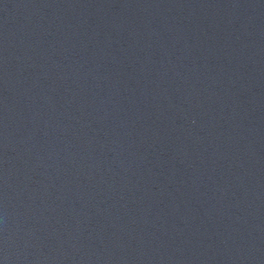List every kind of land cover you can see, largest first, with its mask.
<instances>
[{
    "label": "water",
    "instance_id": "obj_1",
    "mask_svg": "<svg viewBox=\"0 0 264 264\" xmlns=\"http://www.w3.org/2000/svg\"><path fill=\"white\" fill-rule=\"evenodd\" d=\"M2 264H264V0H0Z\"/></svg>",
    "mask_w": 264,
    "mask_h": 264
},
{
    "label": "snow or ice",
    "instance_id": "obj_2",
    "mask_svg": "<svg viewBox=\"0 0 264 264\" xmlns=\"http://www.w3.org/2000/svg\"><path fill=\"white\" fill-rule=\"evenodd\" d=\"M0 264H2V262H0Z\"/></svg>",
    "mask_w": 264,
    "mask_h": 264
}]
</instances>
